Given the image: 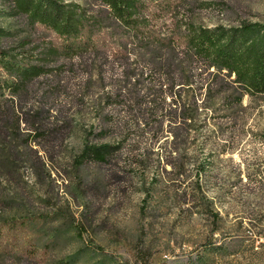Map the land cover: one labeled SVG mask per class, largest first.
I'll list each match as a JSON object with an SVG mask.
<instances>
[{
    "label": "rangeland",
    "instance_id": "rangeland-1",
    "mask_svg": "<svg viewBox=\"0 0 264 264\" xmlns=\"http://www.w3.org/2000/svg\"><path fill=\"white\" fill-rule=\"evenodd\" d=\"M174 22L227 28L264 23V0H189L160 27L171 33L178 28ZM0 27L19 39L55 41L53 33L12 15L8 0H0ZM107 36L94 37L103 56L104 40L108 50L117 49V37ZM79 62L62 58L52 65L62 84L55 85L51 112L45 113L36 145L40 158L28 149L22 125L11 140L9 163H0V193L13 200L0 208V216L48 217L7 236L0 264H264V96H247L231 111L215 107L216 125L197 134L195 144L177 146L176 153L139 144V129L121 142L122 130L114 124L127 117L130 105L112 101L111 137L101 142L120 143L117 155L108 165L75 168L74 158L98 125L97 104L119 83V77L106 76L103 90L97 73L88 77ZM104 64L121 73V62ZM204 158L211 162L201 174Z\"/></svg>",
    "mask_w": 264,
    "mask_h": 264
},
{
    "label": "trees",
    "instance_id": "trees-1",
    "mask_svg": "<svg viewBox=\"0 0 264 264\" xmlns=\"http://www.w3.org/2000/svg\"><path fill=\"white\" fill-rule=\"evenodd\" d=\"M87 1L8 0L12 15L24 16L32 28L41 26L53 33L55 41L19 39L14 31L0 27L1 164L9 163L11 140L21 133L22 125L28 131V149L40 158L36 145L43 133L45 113L51 112L55 85L62 84L52 65L62 58L79 60L89 69L88 77L96 72L103 90L107 89L106 76L119 77L116 87L106 91L96 106L98 125L90 130L81 153L74 158L75 168L88 162L108 165L117 155L120 143L101 142L111 137L107 130L112 101L125 99L130 105L127 117L114 124L122 130L121 142L130 131L139 129V144L176 153L177 146L195 144L197 134L216 125L211 122L215 107L231 111L247 96H264V23L242 22L227 28L174 22L178 28L165 33L160 21L189 0ZM88 5L99 10L94 12ZM103 33L111 34L108 40L117 37L113 39L116 50H108L104 40V56L94 40ZM109 59L121 62V73L105 68ZM210 162V158L202 159L201 174ZM167 163L173 172L183 175L176 163ZM12 201L0 193V208ZM47 219L43 214L0 216V247L18 229Z\"/></svg>",
    "mask_w": 264,
    "mask_h": 264
}]
</instances>
